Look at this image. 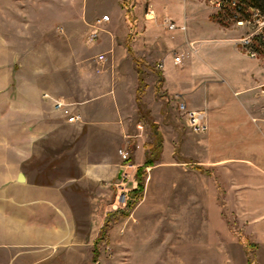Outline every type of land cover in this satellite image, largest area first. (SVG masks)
<instances>
[{
  "label": "crops",
  "instance_id": "obj_1",
  "mask_svg": "<svg viewBox=\"0 0 264 264\" xmlns=\"http://www.w3.org/2000/svg\"><path fill=\"white\" fill-rule=\"evenodd\" d=\"M4 3L0 6L19 2ZM40 4L50 8L38 19L46 38L53 39L45 47L54 68L43 69L40 78L26 80L24 89L17 90L15 55L0 61V167L15 166L17 158L22 167L15 176H7L8 206L0 208V214L6 215L2 238L8 245L40 248L35 254L46 257L53 252L77 255L81 245L89 244L81 233L79 209L80 199H94L85 194L86 187L104 182L111 190L123 163L119 150L131 146L134 175L152 145L143 144V123H137V128L143 126L137 134L130 132L132 120L141 115L145 94L143 88L139 100L138 61L159 64L158 87L174 95L179 105L183 102L189 110L206 112L208 129L199 133L197 148L198 166L208 172L202 175L208 191H219L218 176L232 177L239 170V181L242 174L250 181L252 173L240 169L250 160L239 150L261 152L264 146V63L249 57L233 32L212 19L216 12L201 2L182 0L180 8L165 17L187 29L176 30L171 37L158 22H147V30L138 32L144 18L137 19L132 6L123 4L120 11L110 10L112 18L101 26L98 41L90 44L87 37L96 21L87 24L77 1L40 0ZM67 4L74 7L70 14L51 10ZM154 8L158 19H163L157 5ZM100 55L105 59L100 60ZM176 56H183V61L177 63ZM44 92L72 103L81 120L67 122ZM155 135L163 138L159 160L148 167L154 169L164 148L163 132L158 128ZM34 156L45 160L46 168L57 169L51 183L36 184L23 169ZM20 173L24 182L18 180Z\"/></svg>",
  "mask_w": 264,
  "mask_h": 264
},
{
  "label": "rangeland",
  "instance_id": "obj_2",
  "mask_svg": "<svg viewBox=\"0 0 264 264\" xmlns=\"http://www.w3.org/2000/svg\"><path fill=\"white\" fill-rule=\"evenodd\" d=\"M9 1L11 0H0V4ZM14 1L19 3H13L15 5L10 7L0 6V61L6 62L8 57L12 60V55H15L16 88L23 90L26 80L38 79L40 73L54 66L45 47L53 39L46 38L42 30L43 23L38 19L39 15H43L50 8H42L40 0ZM24 1L28 4H24ZM74 1L80 4V12L84 11L87 24L95 23L105 15L111 19L112 8L120 11L123 4H129L137 19L139 15L144 18L138 32L147 30V22H158L173 37L174 32L182 30L180 27L185 25H178L174 20L165 17L168 13L173 15V10L180 8L182 0H153L152 18L146 16L149 5L146 0ZM195 1L201 2L213 12L219 10L214 0ZM67 5L53 6L51 10H62L63 13L70 14L74 7ZM155 5L163 19H158ZM165 20L174 21L179 28L170 30ZM249 20V23L239 25L227 18L230 25L222 26L233 32L241 49L249 57L264 63V38L260 35L259 28L264 16L258 18L252 15ZM58 31L61 32L62 28L58 27ZM134 33H129V41H133ZM246 37L255 49L258 48L256 56H251L249 49L243 45L242 39ZM91 49L92 47L88 48V51ZM138 62L137 67L141 69L144 80L145 94L143 107L141 106L144 116L137 113L131 122L130 132L137 134L138 122L145 125L143 144H152L146 150L148 157L154 156L153 148L163 138L157 137L155 131L159 128L164 134L163 153L157 163L159 167L146 169L143 194L140 196L133 192L137 177L132 174V167L128 169L130 191L127 195L122 193L118 199V178L110 183L111 190L105 188L109 185L104 182L97 184V187L96 184H89L84 191L86 195L94 196V199L79 200L81 233L84 232L82 236L88 239L89 244L81 245L77 255L53 252L44 257L39 253L35 254L40 248L8 245L7 240L2 238L5 234L3 220L6 215L0 214V264H9V260H15V264H264L263 144L261 152L239 150L250 160L240 167L252 173L250 181L243 174V181H239L240 170L232 177L220 175L216 183L219 191L210 193L209 183L202 177L208 172L200 170L198 166L199 133L193 132L188 126L186 115L180 109L175 96L158 87L159 64L149 65L146 60ZM43 97L51 99L53 110L59 112L54 100L61 98H55L46 92ZM127 150L131 152L128 164L132 166L134 155L131 146ZM18 160L17 158L15 166L0 167V197L3 198H0L1 209L8 206L4 198L11 190L7 176H15L22 171ZM185 161L192 163L186 164ZM44 163L45 160L34 156L23 167L36 184L51 183L53 174L57 172L54 167L51 170L46 168ZM206 191L213 197L207 195ZM124 200L126 205H122ZM116 202L119 204L116 205ZM93 212L97 214L92 215Z\"/></svg>",
  "mask_w": 264,
  "mask_h": 264
},
{
  "label": "built area",
  "instance_id": "obj_3",
  "mask_svg": "<svg viewBox=\"0 0 264 264\" xmlns=\"http://www.w3.org/2000/svg\"><path fill=\"white\" fill-rule=\"evenodd\" d=\"M146 1L149 3L148 8H147V12H146V16L151 17L154 14V10L152 9V5H151V2L153 0H146ZM214 1L216 3L217 8L219 9L218 11L223 10L227 5L237 6V3L235 0H232V1L214 0ZM253 15L258 17V18L263 17L259 10H254ZM240 16L241 15L239 12L237 13L234 11V15H233L232 19L239 25H244L245 23L250 22L249 19H243ZM107 21H109V17L107 15H105L102 18H99L96 21V23L92 25V29L90 30L88 37H87L88 43L93 44V43L98 41L99 36H100V31L102 29L101 26L103 25V23H105ZM165 21H166V24L170 30H175V29L179 28V26L174 21H171V20H165ZM261 24H262V26L259 27L261 30L260 35L264 38V21L261 22ZM180 28L182 30H186L185 25L181 26ZM242 43L245 47H247L249 49V54L251 56L257 55V51L250 44V40L248 37L243 38ZM99 59L104 60L105 56L100 55ZM175 61L177 63H180L182 61V56H176ZM54 103H55V107L64 116V118L66 119L67 122L74 123V122H78L81 120V115L73 110V104L72 103L66 102L63 99H55ZM179 107L185 113L186 118H187V122H188V126L190 127V129L193 132L202 133V132L207 130V127H208L207 115H206V112L204 110H189V109H187L185 103H183V102L180 103ZM138 128L143 129V126L141 124H139ZM119 154H120L124 164L121 166V170H120V178H119V182L117 185V187H118L117 199H118L119 195H121L122 193L127 195V193L130 191V188L128 186L129 182H130L128 169L131 166L128 164V160L131 158V152L128 151L127 149H120ZM135 183L137 184V182H135ZM133 187H136V185H134ZM115 204L118 205L119 203L116 202ZM122 205H126V200L123 201Z\"/></svg>",
  "mask_w": 264,
  "mask_h": 264
},
{
  "label": "trees",
  "instance_id": "obj_4",
  "mask_svg": "<svg viewBox=\"0 0 264 264\" xmlns=\"http://www.w3.org/2000/svg\"><path fill=\"white\" fill-rule=\"evenodd\" d=\"M232 1V0H229ZM237 3V6H229L227 5L223 10H220L216 12L213 16L212 19L215 20L216 22L220 23L221 25L227 26L230 25V22L227 21V18H230L232 21H234L233 15L234 11L240 13V17L243 19H249L251 16L254 14V10H259L264 16V0H235ZM225 13V14H224ZM258 49V48H256ZM260 49V48H259ZM140 72V71H139ZM144 80L143 77H140V87H139V100H140V95L143 93V86H144ZM140 106V110H141ZM143 114V113H141ZM144 116V114H143ZM160 142L155 146L154 148V156H149L147 157V160L143 166H139L136 177H137V187L133 190V192H136L137 194H140V196L144 192V183H143V177L147 173L146 169L148 167H151L155 165L156 161L159 160L160 155H161V146ZM130 204V201H129ZM97 243V242H96ZM97 245V244H96Z\"/></svg>",
  "mask_w": 264,
  "mask_h": 264
},
{
  "label": "water",
  "instance_id": "obj_5",
  "mask_svg": "<svg viewBox=\"0 0 264 264\" xmlns=\"http://www.w3.org/2000/svg\"><path fill=\"white\" fill-rule=\"evenodd\" d=\"M119 178H120V174H119ZM18 180H19L20 182H24V181H25V176H24L23 173H20V174H19V176H18Z\"/></svg>",
  "mask_w": 264,
  "mask_h": 264
}]
</instances>
